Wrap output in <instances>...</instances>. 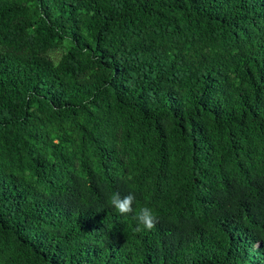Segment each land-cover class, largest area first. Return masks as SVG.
Returning a JSON list of instances; mask_svg holds the SVG:
<instances>
[{"label":"trees","instance_id":"16d2710c","mask_svg":"<svg viewBox=\"0 0 264 264\" xmlns=\"http://www.w3.org/2000/svg\"><path fill=\"white\" fill-rule=\"evenodd\" d=\"M0 264H264V0H0Z\"/></svg>","mask_w":264,"mask_h":264},{"label":"clouds","instance_id":"9594fccd","mask_svg":"<svg viewBox=\"0 0 264 264\" xmlns=\"http://www.w3.org/2000/svg\"><path fill=\"white\" fill-rule=\"evenodd\" d=\"M136 196L133 192L121 196L115 192L109 197V204L121 215L133 213V219L137 222V230H151L157 223V217L151 207H140L134 211L133 204Z\"/></svg>","mask_w":264,"mask_h":264},{"label":"rangeland","instance_id":"374dc122","mask_svg":"<svg viewBox=\"0 0 264 264\" xmlns=\"http://www.w3.org/2000/svg\"><path fill=\"white\" fill-rule=\"evenodd\" d=\"M60 54L61 50L59 48L50 53L51 57L55 60L60 56Z\"/></svg>","mask_w":264,"mask_h":264}]
</instances>
